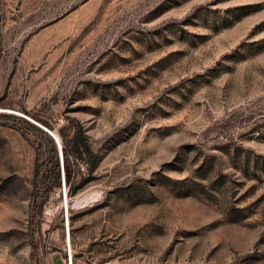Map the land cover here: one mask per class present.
I'll use <instances>...</instances> for the list:
<instances>
[{
    "label": "rangeland",
    "instance_id": "rangeland-1",
    "mask_svg": "<svg viewBox=\"0 0 264 264\" xmlns=\"http://www.w3.org/2000/svg\"><path fill=\"white\" fill-rule=\"evenodd\" d=\"M1 112L55 143L62 182L41 202L37 139ZM68 248L72 264H264V0H0V264Z\"/></svg>",
    "mask_w": 264,
    "mask_h": 264
},
{
    "label": "trees",
    "instance_id": "trees-1",
    "mask_svg": "<svg viewBox=\"0 0 264 264\" xmlns=\"http://www.w3.org/2000/svg\"><path fill=\"white\" fill-rule=\"evenodd\" d=\"M1 113L17 117L21 123L22 129H27L32 132L37 139L35 143V163L31 192L33 196H40L39 202H41L54 186H58L62 182L59 157L55 143L46 130L29 119L13 113ZM32 116L48 127H52L48 120L39 117V115L33 113ZM67 118L71 129L62 136L60 143L64 168V181L69 183L70 179L75 174V170L79 167L77 161L74 159V155L79 150V144L82 142L83 133L80 123L74 117L68 116ZM84 148L90 151L86 143H84ZM90 153H92V151H90ZM79 179L83 180L84 176L81 175Z\"/></svg>",
    "mask_w": 264,
    "mask_h": 264
},
{
    "label": "built area",
    "instance_id": "built-area-1",
    "mask_svg": "<svg viewBox=\"0 0 264 264\" xmlns=\"http://www.w3.org/2000/svg\"><path fill=\"white\" fill-rule=\"evenodd\" d=\"M56 140H57V138H56ZM64 199H65V194H64ZM65 218L67 219V213L66 212H65ZM52 264H55V263L52 262ZM62 264H72V260H71V257H70V249L69 248L67 249V259L64 257Z\"/></svg>",
    "mask_w": 264,
    "mask_h": 264
},
{
    "label": "water",
    "instance_id": "water-1",
    "mask_svg": "<svg viewBox=\"0 0 264 264\" xmlns=\"http://www.w3.org/2000/svg\"><path fill=\"white\" fill-rule=\"evenodd\" d=\"M49 133H50L53 137H56L52 131H50ZM59 148H60V152H61V146H59ZM65 206H66V204H65Z\"/></svg>",
    "mask_w": 264,
    "mask_h": 264
},
{
    "label": "bare ground",
    "instance_id": "bare-ground-1",
    "mask_svg": "<svg viewBox=\"0 0 264 264\" xmlns=\"http://www.w3.org/2000/svg\"><path fill=\"white\" fill-rule=\"evenodd\" d=\"M57 138V137H56ZM57 141H58V139H57ZM58 144H59V146H61V144L59 143V141H58ZM68 235H69V231H68ZM70 257H71V260H72V255H71V253H70Z\"/></svg>",
    "mask_w": 264,
    "mask_h": 264
}]
</instances>
